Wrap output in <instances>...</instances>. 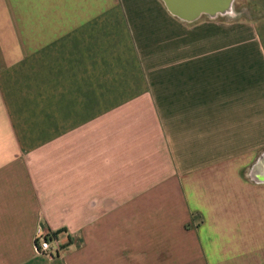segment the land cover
Instances as JSON below:
<instances>
[{
  "label": "crops",
  "instance_id": "obj_1",
  "mask_svg": "<svg viewBox=\"0 0 264 264\" xmlns=\"http://www.w3.org/2000/svg\"><path fill=\"white\" fill-rule=\"evenodd\" d=\"M236 4L0 0V264H264V0Z\"/></svg>",
  "mask_w": 264,
  "mask_h": 264
},
{
  "label": "water",
  "instance_id": "obj_2",
  "mask_svg": "<svg viewBox=\"0 0 264 264\" xmlns=\"http://www.w3.org/2000/svg\"><path fill=\"white\" fill-rule=\"evenodd\" d=\"M173 15L183 21L194 22L206 16L210 19H238L247 10L237 11L236 0H166ZM259 162L261 158H259Z\"/></svg>",
  "mask_w": 264,
  "mask_h": 264
},
{
  "label": "built area",
  "instance_id": "obj_3",
  "mask_svg": "<svg viewBox=\"0 0 264 264\" xmlns=\"http://www.w3.org/2000/svg\"><path fill=\"white\" fill-rule=\"evenodd\" d=\"M62 232L55 233L51 236L45 235L41 228H38L36 241L38 250L47 255L59 254L62 249L60 235Z\"/></svg>",
  "mask_w": 264,
  "mask_h": 264
},
{
  "label": "rangeland",
  "instance_id": "obj_4",
  "mask_svg": "<svg viewBox=\"0 0 264 264\" xmlns=\"http://www.w3.org/2000/svg\"><path fill=\"white\" fill-rule=\"evenodd\" d=\"M235 7H236L237 11H240V10H244V9H246V8H244V7L241 8V5H238V6H237L236 3H235ZM239 7H240V8H239ZM245 15H246V14H245ZM245 15L242 14L239 18H242V17H244Z\"/></svg>",
  "mask_w": 264,
  "mask_h": 264
}]
</instances>
